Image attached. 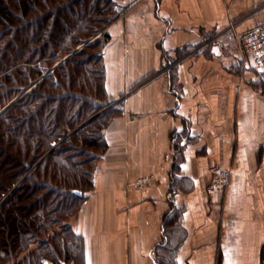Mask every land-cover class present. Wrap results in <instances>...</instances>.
<instances>
[{
	"label": "crops",
	"instance_id": "crops-1",
	"mask_svg": "<svg viewBox=\"0 0 264 264\" xmlns=\"http://www.w3.org/2000/svg\"><path fill=\"white\" fill-rule=\"evenodd\" d=\"M118 3L103 58L124 109L71 224L80 264H264V67L237 48L264 0ZM216 165L222 193L206 190Z\"/></svg>",
	"mask_w": 264,
	"mask_h": 264
},
{
	"label": "trees",
	"instance_id": "trees-1",
	"mask_svg": "<svg viewBox=\"0 0 264 264\" xmlns=\"http://www.w3.org/2000/svg\"><path fill=\"white\" fill-rule=\"evenodd\" d=\"M111 3L0 0V110L56 59L90 40ZM96 39L0 116V260L18 256L32 241L39 247L22 264L47 258L58 264L82 253L71 228L63 225L50 238L45 233L69 218L92 188L97 150L107 149L104 128L119 113L105 109L111 101L101 63L108 34L104 42ZM41 59L45 68L36 63Z\"/></svg>",
	"mask_w": 264,
	"mask_h": 264
},
{
	"label": "rangeland",
	"instance_id": "rangeland-1",
	"mask_svg": "<svg viewBox=\"0 0 264 264\" xmlns=\"http://www.w3.org/2000/svg\"><path fill=\"white\" fill-rule=\"evenodd\" d=\"M119 2V0H112V3L109 5V11H107V12H105V18H104V21L102 22V24L101 25H97V23H95V25H96V27L95 28H97V30L94 32V34L93 35H91L90 36V41L91 40H93V39H95V38H97L96 39V41H99V43H101V41H103V34L106 32V30H107V27L110 25V24H112L113 22H115L118 18H120L121 16H123L124 15V13L127 11L126 9H122L118 4ZM106 7H108V6H106ZM98 26H100V27H98ZM108 39H109V36H108ZM104 42V41H103ZM107 43H108V41H106L105 42V45H104V48L106 47V45H107ZM84 44V43H83ZM83 44H80V45H77L76 47H74V49L72 50V52H67V53H65L62 57H59L58 59H56V61H55V63L51 66V67H47L45 70H44V72H43V74L41 75V77L38 79V80H36V81H34V83L32 82V84L29 86H27L26 88H28L27 89V91L23 94V95H25V94H27L33 87H35V85L39 82V81H41V79H43L45 76H47V75H49L50 73H52L59 65H61L62 63H64L67 59H69L73 54H75V53H73L75 50H81L82 48H84V46L85 45H83ZM100 45V44H99ZM103 51H104V49H103ZM184 56H186V53L185 52H183V53H180L179 55H178V59L177 60H179V59H181V57H184ZM37 64H39L42 68H45V66L47 65V62L45 61V60H43V59H41V60H39V61H37L36 62ZM101 64H103V71H104V76H105V79H106V66H105V62H104V58H103V62L101 63ZM50 72V73H49ZM47 73H49V74H47ZM45 74H47V75H45ZM43 75H45L43 78H42V76ZM26 88H24V90L26 89ZM257 88H258V90H260V92H262V94L264 95V82L262 81V83H260L258 86H257ZM22 93V92H21ZM21 93L20 94H18V95H16L11 101H10V103L11 102H16L19 98H21L22 96H21ZM20 96V97H19ZM109 100L111 101V103L105 108V109H107V108H110V107H114V108H116V111L117 112H119V113H117L115 116H113L112 117V119H111V121L107 124V126L104 128V131H103V133H105V130H106V128L108 127V125L116 118V117H119V116H122V114H123V109H124V105H123V99L121 98V96L119 97V99L117 98V99H114V98H112V97H109ZM10 103H8V104H10ZM13 103V104H14ZM7 104V105H8ZM7 105L6 106H4V107H2L1 108V110H0V112L3 110V109H5L6 107H7ZM9 108V107H8ZM7 108V109H8ZM6 109V110H7ZM6 110H4L1 114H0V116L6 111ZM102 111H104V110H102ZM102 111H100L99 113H101ZM128 118H126L125 117V119H126V121H130V118H131V116L129 115V116H127ZM123 120H124V115H123ZM78 128H80V126L78 127ZM77 128V129H78ZM68 137V136H67ZM104 137H105V135H104ZM108 147V146H107ZM108 151V148L103 152V153H101V150H97V153L99 154H97V158L99 159L98 160V162L96 163L95 162V165H93V166H95L94 167V175H93V186H92V188H90V189H88V191L86 192V197H85V199H83V200H81V202H80V204H79V207L76 209V211L69 217V218H67V219H65V220H63L62 222H61V224L60 225H58L56 228H53V229H50V230H48V231H46V233H45V237H48V238H50V237H52L55 233H61V231H62V229L64 228V226H67V227H69V228H71V230L75 233V231L73 230V228H72V222H73V220L82 212V209H84V208H86V206H87V203H88V200L90 199V197H91V195L92 194H94V192L96 191V187L94 186V184H95V176H96V174H97V171H98V167H99V165H100V163H101V161H102V158L104 157V155L106 154V152ZM231 179V178H230ZM210 181V180H209ZM209 183V182H208ZM230 183V182H229ZM127 184V183H126ZM128 186V185H127ZM135 186V185H134ZM137 186V185H136ZM206 188H207V186H206ZM207 190V189H206ZM225 191V190H224ZM224 191H222V192H224ZM209 192V191H208ZM221 192V193H222ZM3 199H1L0 200V206H1V204L3 203ZM64 225V226H63ZM76 234V233H75ZM77 235V234H76ZM79 236V235H78ZM80 237V239H81V242H82V246H83V240H82V237L81 236H79ZM31 244H30V246H29V248L26 250V251H23V252H21L18 256H15V257H12V258H9V260L8 259H4V260H0V264H22L23 262H24V260H25V258L27 257V253H28V251H33V250H35V249H37L38 247H39V243L38 242H35V241H32V242H30ZM81 254L82 253H80V254H78L77 256H75V257H73L72 259H70V260H64L62 257H61V261H60V263H58V264H80L81 263ZM264 253H262V255H263ZM41 261H43L42 262V264H56L55 262H53L52 260H50L49 258H47V259H44V260H41Z\"/></svg>",
	"mask_w": 264,
	"mask_h": 264
},
{
	"label": "built area",
	"instance_id": "built-area-1",
	"mask_svg": "<svg viewBox=\"0 0 264 264\" xmlns=\"http://www.w3.org/2000/svg\"><path fill=\"white\" fill-rule=\"evenodd\" d=\"M237 48L243 56H251L256 67H264V22L242 32L237 38ZM230 178L231 170L229 168H223L219 165L213 166L207 191H224L230 182ZM152 180L153 175H149L137 179L134 184L142 187Z\"/></svg>",
	"mask_w": 264,
	"mask_h": 264
},
{
	"label": "water",
	"instance_id": "water-1",
	"mask_svg": "<svg viewBox=\"0 0 264 264\" xmlns=\"http://www.w3.org/2000/svg\"><path fill=\"white\" fill-rule=\"evenodd\" d=\"M89 41H90V40L86 41L83 45H86L87 43H89ZM77 51H78V50H75L73 53H75V52H77ZM49 73H50V72H49ZM49 73H47V74H49ZM47 74H45V75H47ZM45 75H43L42 78H43ZM27 89H28V88H26L25 90L22 91L21 96L27 91ZM19 97H20V96H19ZM13 103H14V102H11L10 104H8L7 107H6L5 109H3V110L0 112V114H1L4 110H6L8 107H10Z\"/></svg>",
	"mask_w": 264,
	"mask_h": 264
}]
</instances>
